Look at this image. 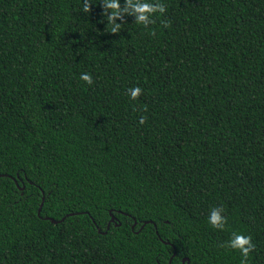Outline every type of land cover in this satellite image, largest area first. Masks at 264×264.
Returning <instances> with one entry per match:
<instances>
[{"label":"trees","instance_id":"16d2710c","mask_svg":"<svg viewBox=\"0 0 264 264\" xmlns=\"http://www.w3.org/2000/svg\"><path fill=\"white\" fill-rule=\"evenodd\" d=\"M91 2L0 0V264H264V0Z\"/></svg>","mask_w":264,"mask_h":264},{"label":"clouds","instance_id":"9594fccd","mask_svg":"<svg viewBox=\"0 0 264 264\" xmlns=\"http://www.w3.org/2000/svg\"><path fill=\"white\" fill-rule=\"evenodd\" d=\"M92 4L91 0H83V12L89 13ZM101 5L104 9V18L111 25L113 33L120 31L121 24L116 23V21L122 20L125 16H132L135 18V24L147 27L154 23L153 17L163 16L166 13L165 4L161 0H125L124 7H121L120 0H101ZM80 79L88 85L93 83L92 76L88 73H82ZM129 95L131 100L136 101L142 95V89L139 87L131 88ZM144 122V118H141L140 123L143 124ZM207 222L214 229L224 230L227 223L224 209L221 207L213 208ZM228 247L238 251L244 258H248L255 245L250 236L234 233L228 241Z\"/></svg>","mask_w":264,"mask_h":264},{"label":"water","instance_id":"95a60500","mask_svg":"<svg viewBox=\"0 0 264 264\" xmlns=\"http://www.w3.org/2000/svg\"><path fill=\"white\" fill-rule=\"evenodd\" d=\"M43 199H44V198H43ZM43 199H42V200H43ZM41 206H42V204L40 205V207H39V209H38V214H39L40 211H41ZM45 219L50 220L51 223H54V224L57 223V221H55V220H53V219H50V218H45ZM112 221H114V218H113V217L111 218V222H112ZM173 255H174V253H173ZM183 263H184V260H183Z\"/></svg>","mask_w":264,"mask_h":264}]
</instances>
